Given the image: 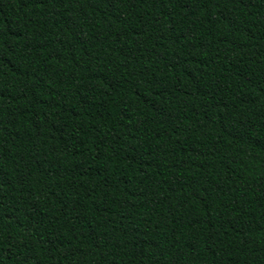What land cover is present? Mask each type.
I'll return each mask as SVG.
<instances>
[{
  "label": "trees",
  "instance_id": "16d2710c",
  "mask_svg": "<svg viewBox=\"0 0 264 264\" xmlns=\"http://www.w3.org/2000/svg\"><path fill=\"white\" fill-rule=\"evenodd\" d=\"M0 264H264V0H0Z\"/></svg>",
  "mask_w": 264,
  "mask_h": 264
}]
</instances>
